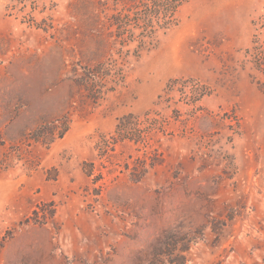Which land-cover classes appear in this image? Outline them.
Here are the masks:
<instances>
[{"label": "rangeland", "instance_id": "rangeland-1", "mask_svg": "<svg viewBox=\"0 0 264 264\" xmlns=\"http://www.w3.org/2000/svg\"><path fill=\"white\" fill-rule=\"evenodd\" d=\"M140 1L0 0V264H264V0Z\"/></svg>", "mask_w": 264, "mask_h": 264}, {"label": "trees", "instance_id": "trees-1", "mask_svg": "<svg viewBox=\"0 0 264 264\" xmlns=\"http://www.w3.org/2000/svg\"><path fill=\"white\" fill-rule=\"evenodd\" d=\"M187 0H141L132 10L133 22L142 35L168 29L175 21L177 9ZM135 11V12H134ZM124 33L125 22L113 23Z\"/></svg>", "mask_w": 264, "mask_h": 264}]
</instances>
